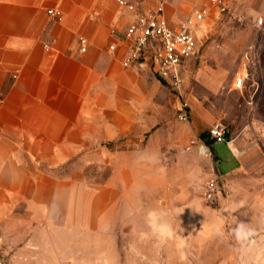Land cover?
<instances>
[{
	"label": "crops",
	"instance_id": "obj_1",
	"mask_svg": "<svg viewBox=\"0 0 264 264\" xmlns=\"http://www.w3.org/2000/svg\"><path fill=\"white\" fill-rule=\"evenodd\" d=\"M209 2L174 0L167 13L183 20L195 6L208 10ZM227 2L250 8L259 0ZM134 18L119 0H0V228L10 238L22 237L28 249L41 246L42 239L54 244L56 233L65 235L75 251L83 237L101 231L112 237V210L141 171L126 157L141 156L142 150L120 152L108 177H89L77 169L57 175L54 168L79 157L82 149L120 138L136 143L150 133L148 148L157 150L159 86L143 69L122 64L123 32ZM80 38L88 42L84 53ZM228 147L237 166L225 174L244 165L231 143ZM144 218L152 231L174 232L172 215ZM202 221V236L226 237L222 230L211 234ZM243 235L238 234L245 242ZM249 236L252 244L223 250L215 260L251 263L255 258L249 254L261 235Z\"/></svg>",
	"mask_w": 264,
	"mask_h": 264
},
{
	"label": "rangeland",
	"instance_id": "obj_2",
	"mask_svg": "<svg viewBox=\"0 0 264 264\" xmlns=\"http://www.w3.org/2000/svg\"><path fill=\"white\" fill-rule=\"evenodd\" d=\"M263 3L259 0L250 8L229 5L219 17L207 3L211 10L197 33L195 53L180 68L179 88L143 69L158 84L162 99L157 150L148 148L150 133L136 143L120 138L93 150L82 149L79 157L54 168L57 175L77 169L89 177H108L120 161V152L142 150L141 156L126 157L141 171L112 210V237L102 231L83 237L75 251L65 235L56 233L54 244L42 239L41 246L28 249L22 237L10 238L0 228V264H236L215 258L223 250L252 244L249 234L255 240L261 235L258 246L251 249L249 257L255 259L249 264H264ZM184 112L187 122L181 119ZM215 123L224 126L244 160L243 167L232 173L225 174L237 166L228 143L214 145L209 136L200 138ZM202 146L209 150L206 155ZM212 180L217 192L210 202L205 192ZM147 214L172 215L174 232L166 236L160 228L150 230L144 220ZM204 219L211 234L222 230L226 237L202 236ZM238 234H244L245 242Z\"/></svg>",
	"mask_w": 264,
	"mask_h": 264
},
{
	"label": "built area",
	"instance_id": "obj_3",
	"mask_svg": "<svg viewBox=\"0 0 264 264\" xmlns=\"http://www.w3.org/2000/svg\"><path fill=\"white\" fill-rule=\"evenodd\" d=\"M119 1L135 16L122 36L127 44L122 58L123 66L147 68L156 76L168 80L175 88H179L180 68L185 60L195 53L198 45L197 33L211 9L195 7L184 20L174 24L167 13L168 5L174 0H149L145 5H136L125 0ZM210 3L216 8L218 17L228 11L227 0H210ZM50 13L56 15L55 11ZM262 23L263 19L259 21L260 25ZM79 41L81 52H86L87 40L80 38ZM109 48L111 51L117 50L115 44H111ZM239 83H242V80H239ZM181 119L188 121V113H182ZM208 133L214 143H230L227 141L228 135L221 123L213 124ZM216 192L217 184L215 180H212L205 192L206 200L213 201L216 198Z\"/></svg>",
	"mask_w": 264,
	"mask_h": 264
},
{
	"label": "bare ground",
	"instance_id": "obj_4",
	"mask_svg": "<svg viewBox=\"0 0 264 264\" xmlns=\"http://www.w3.org/2000/svg\"><path fill=\"white\" fill-rule=\"evenodd\" d=\"M202 147H203V149L201 148V152L203 150V153L202 154H205L206 155L208 153V149L205 146H202ZM234 149L238 152V150L236 148H234Z\"/></svg>",
	"mask_w": 264,
	"mask_h": 264
},
{
	"label": "trees",
	"instance_id": "obj_5",
	"mask_svg": "<svg viewBox=\"0 0 264 264\" xmlns=\"http://www.w3.org/2000/svg\"><path fill=\"white\" fill-rule=\"evenodd\" d=\"M209 136V133L208 134H201L200 135V138L202 139V140H204L205 138H207ZM211 139V138H210ZM211 143H214V141L211 139Z\"/></svg>",
	"mask_w": 264,
	"mask_h": 264
},
{
	"label": "water",
	"instance_id": "obj_6",
	"mask_svg": "<svg viewBox=\"0 0 264 264\" xmlns=\"http://www.w3.org/2000/svg\"><path fill=\"white\" fill-rule=\"evenodd\" d=\"M227 141H230V138L229 137H227Z\"/></svg>",
	"mask_w": 264,
	"mask_h": 264
}]
</instances>
